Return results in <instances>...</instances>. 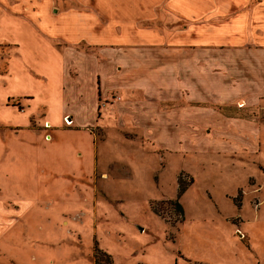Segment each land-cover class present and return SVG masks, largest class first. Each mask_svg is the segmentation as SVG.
Returning a JSON list of instances; mask_svg holds the SVG:
<instances>
[{
	"label": "crops",
	"instance_id": "1",
	"mask_svg": "<svg viewBox=\"0 0 264 264\" xmlns=\"http://www.w3.org/2000/svg\"><path fill=\"white\" fill-rule=\"evenodd\" d=\"M0 18V75L22 74L0 111L43 100L42 122L29 114L24 127L57 129L49 117L62 115L166 153L259 148L249 133L264 132V0H0Z\"/></svg>",
	"mask_w": 264,
	"mask_h": 264
},
{
	"label": "rangeland",
	"instance_id": "2",
	"mask_svg": "<svg viewBox=\"0 0 264 264\" xmlns=\"http://www.w3.org/2000/svg\"><path fill=\"white\" fill-rule=\"evenodd\" d=\"M7 60L0 45V72ZM15 67L0 100L20 84ZM42 103L0 111V264H264V132L249 133L248 154L166 153L62 115L49 117L57 129L24 127Z\"/></svg>",
	"mask_w": 264,
	"mask_h": 264
},
{
	"label": "built area",
	"instance_id": "3",
	"mask_svg": "<svg viewBox=\"0 0 264 264\" xmlns=\"http://www.w3.org/2000/svg\"><path fill=\"white\" fill-rule=\"evenodd\" d=\"M70 121V120H69ZM68 120H67V118H65V120H64V122H65V124H69L70 122H69ZM71 124V123H70Z\"/></svg>",
	"mask_w": 264,
	"mask_h": 264
},
{
	"label": "trees",
	"instance_id": "4",
	"mask_svg": "<svg viewBox=\"0 0 264 264\" xmlns=\"http://www.w3.org/2000/svg\"><path fill=\"white\" fill-rule=\"evenodd\" d=\"M181 191H179V194H180Z\"/></svg>",
	"mask_w": 264,
	"mask_h": 264
}]
</instances>
